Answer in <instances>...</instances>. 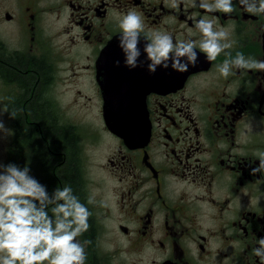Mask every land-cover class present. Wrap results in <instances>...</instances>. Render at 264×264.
<instances>
[{
	"label": "flooded vegetation",
	"instance_id": "af4514ba",
	"mask_svg": "<svg viewBox=\"0 0 264 264\" xmlns=\"http://www.w3.org/2000/svg\"><path fill=\"white\" fill-rule=\"evenodd\" d=\"M233 4L226 15L191 0L178 9L170 0H0V107L17 110L3 115L14 135L0 140V159L29 164L49 191L76 177L92 213L78 237L90 241L86 264H260L252 250L264 236V173L249 172L264 151V73L233 69L225 79L216 65L238 52L264 60V14ZM129 10L146 33L197 44L194 18L213 19L229 31L231 55L201 53L185 73L129 70L118 47ZM107 93L140 108L134 144L106 124ZM90 102L97 121L85 125L75 107ZM103 141L105 157L90 151Z\"/></svg>",
	"mask_w": 264,
	"mask_h": 264
},
{
	"label": "clouds",
	"instance_id": "9594fccd",
	"mask_svg": "<svg viewBox=\"0 0 264 264\" xmlns=\"http://www.w3.org/2000/svg\"><path fill=\"white\" fill-rule=\"evenodd\" d=\"M165 2L167 5L168 0ZM185 2L170 0V7L178 9ZM237 2L246 13L264 14V0ZM191 6L205 13L229 15L235 11L233 0H191ZM118 27V47L124 66L129 70L146 66L149 74H155L158 68L185 73L190 67H196L201 53L206 61L212 62L222 53L230 56L225 50L233 46L227 42L229 31L217 29L214 20L206 16L194 18V27L201 35L198 44L191 39L174 41L169 32L146 33L141 15L133 10L121 15ZM116 64L119 66L120 61ZM216 69L225 79L234 74L233 69L264 73V60L238 52L234 59H225L216 65ZM5 113L10 119H16L17 110H9L7 104L0 107V140L14 135L5 125ZM255 154L259 164L250 169L252 176L264 173V151ZM87 203L94 204V197L90 195ZM91 215L70 186L49 191L32 174L29 164L21 166L0 159V264H86L85 246L90 241L82 243L78 237L89 230ZM256 243L258 247L252 250L253 255L264 264V236Z\"/></svg>",
	"mask_w": 264,
	"mask_h": 264
},
{
	"label": "water",
	"instance_id": "95a60500",
	"mask_svg": "<svg viewBox=\"0 0 264 264\" xmlns=\"http://www.w3.org/2000/svg\"><path fill=\"white\" fill-rule=\"evenodd\" d=\"M104 104V117L107 125L127 142L134 143L135 135L143 133L144 119L136 115L140 108L130 104L123 96H107ZM134 111V113H133ZM147 119V117L145 116ZM148 121V119H147ZM133 126L135 127L133 129Z\"/></svg>",
	"mask_w": 264,
	"mask_h": 264
},
{
	"label": "rangeland",
	"instance_id": "374dc122",
	"mask_svg": "<svg viewBox=\"0 0 264 264\" xmlns=\"http://www.w3.org/2000/svg\"><path fill=\"white\" fill-rule=\"evenodd\" d=\"M87 89L89 90V88L87 87ZM75 112L78 113V116L77 118H79V121H81L82 123H84L85 125H87V123L89 122V124H94L97 120H96V114H97V108L95 107V102H90L88 103L86 109L84 110H81L80 106L79 107H75ZM85 112V113H84ZM78 124V123H77ZM109 145H111V140H109ZM102 147H100V146ZM99 145L96 143L93 144L91 143L90 144V151L94 154H98L102 157H105L106 156V152L105 151V148L107 146V142H100ZM93 174L96 176V175H99V174H102L101 171L96 167L94 170H93Z\"/></svg>",
	"mask_w": 264,
	"mask_h": 264
},
{
	"label": "trees",
	"instance_id": "16d2710c",
	"mask_svg": "<svg viewBox=\"0 0 264 264\" xmlns=\"http://www.w3.org/2000/svg\"><path fill=\"white\" fill-rule=\"evenodd\" d=\"M64 134L68 135V132H66V133H64ZM66 135H65V136H66ZM69 135H70V134H69ZM69 135H68L67 138H68L69 140H71V138L69 137ZM70 187L73 189L74 194L78 196V194H77V193H79V190H78V183H77V181H76V177H75V176L73 177L72 181L70 182Z\"/></svg>",
	"mask_w": 264,
	"mask_h": 264
}]
</instances>
